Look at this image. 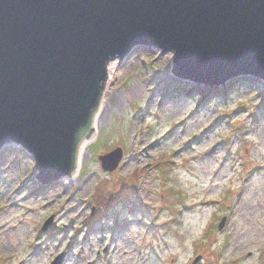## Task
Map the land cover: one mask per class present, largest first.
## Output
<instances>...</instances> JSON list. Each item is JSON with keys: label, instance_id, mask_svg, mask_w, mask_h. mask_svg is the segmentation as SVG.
Masks as SVG:
<instances>
[{"label": "rangeland", "instance_id": "1", "mask_svg": "<svg viewBox=\"0 0 264 264\" xmlns=\"http://www.w3.org/2000/svg\"><path fill=\"white\" fill-rule=\"evenodd\" d=\"M117 62L70 181L0 155V264H264V82L196 86L159 50ZM99 187L116 203L96 220Z\"/></svg>", "mask_w": 264, "mask_h": 264}, {"label": "water", "instance_id": "2", "mask_svg": "<svg viewBox=\"0 0 264 264\" xmlns=\"http://www.w3.org/2000/svg\"><path fill=\"white\" fill-rule=\"evenodd\" d=\"M139 50L173 53L196 86L264 82V0H0V152L18 145L41 182H61L95 131L108 63ZM123 157L99 162L112 173Z\"/></svg>", "mask_w": 264, "mask_h": 264}, {"label": "bare ground", "instance_id": "3", "mask_svg": "<svg viewBox=\"0 0 264 264\" xmlns=\"http://www.w3.org/2000/svg\"><path fill=\"white\" fill-rule=\"evenodd\" d=\"M118 59H114V60H112L111 62H112V64L110 65V71L111 72H113L115 69H117V65H118ZM109 74H110V72H108V69H107V79H106V82L108 81V77H109ZM106 82H105V85H106ZM105 85H104V90H105ZM104 90H103V93H104ZM103 95V94H102ZM102 97V96H101ZM112 105L113 104H116V101L115 102H112L111 103ZM103 101L100 103V106H99V108H98V110H97V112L95 113V115H94V123H95V131H94V133H96V131L98 130V126H99V119H100V117H101V114H102V112H103ZM94 133L90 136V137H88V138H86V139H83L82 141H81V143H80V145L78 146V149H77V155H76V161H75V166L77 165V167H78V169L82 166V163H83V157H84V155H85V153H86V150L88 149V147L90 146V144H91V139H92V137H93V135H94ZM11 146H18V145H10V146H8V147H11ZM7 147V148H8ZM19 148H21L20 146H18ZM7 148H5V149H7ZM4 149V150H5ZM22 149V148H21ZM4 150H2L0 153L2 154L3 152H4ZM29 154V153H28ZM31 155V154H30ZM32 156V155H31ZM33 157V156H32ZM34 158V157H33ZM34 161H35V159H34ZM36 168V167H35ZM75 169V168H74ZM78 169H77V171H78ZM38 171V170H37ZM74 171V170H73ZM77 171H76V174H77ZM39 172V171H38ZM75 175V174H74ZM73 177V175H68V176H66V177H64L63 178V182H66V181H70V179Z\"/></svg>", "mask_w": 264, "mask_h": 264}, {"label": "trees", "instance_id": "4", "mask_svg": "<svg viewBox=\"0 0 264 264\" xmlns=\"http://www.w3.org/2000/svg\"><path fill=\"white\" fill-rule=\"evenodd\" d=\"M249 83H258V80H247ZM84 134V133H83ZM79 137V140L82 138V135ZM101 187H99V190L94 194L93 200H94V204L97 207V213L94 219H98L102 213H104L106 210H108L109 207H111L112 204L116 203L114 194H108L106 192V189L103 187L102 189H100Z\"/></svg>", "mask_w": 264, "mask_h": 264}]
</instances>
